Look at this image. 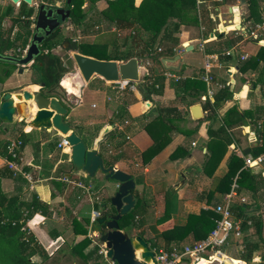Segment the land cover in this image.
I'll return each instance as SVG.
<instances>
[{"label":"crops","instance_id":"0c3cea01","mask_svg":"<svg viewBox=\"0 0 264 264\" xmlns=\"http://www.w3.org/2000/svg\"><path fill=\"white\" fill-rule=\"evenodd\" d=\"M141 1L136 0V4ZM153 1L167 7L174 4V0ZM252 1L255 7H251ZM82 4L80 2L78 6L80 9ZM151 4L154 3L151 1ZM197 9L200 21L182 23L175 34L178 42L161 44L157 52L159 59L139 58L140 72L143 68L151 81L158 80L162 85L160 93L152 92L145 98L137 86L141 79L137 84L131 81L117 84L93 75L86 82L79 74H74L78 79L76 85L73 83L76 91H68L66 96L69 105L67 120L88 148L98 149L105 165L106 161H113L112 166L134 178L136 202H143L141 211L135 215L138 216V225L134 218L133 225L122 228L133 234L139 233L153 248L169 249L201 240L206 231L203 223L192 225L190 216L204 210L214 211L216 204L223 201L228 192L217 190V187L228 170L230 156L235 154L245 162L259 141L256 129L264 127V26L257 29V37L249 35L247 28L257 23L263 25L264 0H246L244 3L240 0H197ZM252 12H258L262 21H254ZM201 15L207 28L201 22ZM124 38L122 41L118 37L83 40L80 41V52L107 54L115 43L123 49ZM226 50H231V55L223 54ZM209 57L210 74L213 75L210 85L202 79ZM162 58L176 59L172 62L176 68L168 69ZM33 63L24 66L23 71L17 65L4 81H0V102L6 91L14 94L22 89H38L31 81L37 77ZM244 63L245 67H242ZM65 65L70 66L66 60ZM3 68L0 65V72ZM176 79L191 80L189 85L181 84L178 90L180 95L184 94L181 99L177 98L174 88ZM195 81H200L199 87ZM60 85L64 87L61 81ZM209 88L213 91L211 97ZM223 90L230 94L214 110L209 109L208 104L213 103ZM57 91L60 92L59 88ZM196 103L203 110L199 119H195L191 111V106ZM234 105L244 116L243 120L237 113L229 114ZM226 120L231 122L230 126ZM222 126L230 136L228 143L216 137L210 139L208 134L209 129L215 136L224 134L219 130ZM0 137L2 142L17 137L24 141L21 166L32 179L29 181L22 175L15 176L4 170L0 175V197H18L28 202L37 197L40 202L39 209L27 222V229L43 246L44 254H34L32 262L103 264L104 260H97L95 254L87 262L83 255L97 246V239L89 235L91 215L93 211H100L97 205L102 198L114 194L116 181L106 179L100 170L94 177H89L84 171L75 169L70 160V148L59 146L64 136L54 127H34L30 120H22L16 114L12 121L0 119ZM162 137L168 138L165 146L145 162L143 152ZM210 146L214 148V156L212 163L206 166ZM176 149L179 154L173 157ZM247 149L249 153L245 152ZM245 165L253 173L264 176V159ZM5 167L6 156L0 154V170ZM182 173L186 175L185 181L179 185ZM63 176L83 181L91 187V196L81 187L63 181ZM236 190L234 215L239 216L236 207L245 201L250 205L245 208V214L252 219L253 214L257 215L262 227L257 231L254 223H243V235L232 238L218 251L241 264H264V206H256V200L264 204V189H260L263 197L258 199L252 197L248 188L238 186ZM84 228L87 233H83ZM85 237L90 243L77 253L80 249L76 246ZM222 248L229 252L233 248V253H238L239 257H232ZM216 253L207 251L198 258L186 257L179 264H198L207 254L219 264H233L217 257ZM246 257L251 259L246 260Z\"/></svg>","mask_w":264,"mask_h":264},{"label":"trees","instance_id":"16d2710c","mask_svg":"<svg viewBox=\"0 0 264 264\" xmlns=\"http://www.w3.org/2000/svg\"><path fill=\"white\" fill-rule=\"evenodd\" d=\"M81 2V0H79ZM98 0H88V7L91 9L94 3ZM108 8L103 10L104 15L114 23V29L106 32L98 33L96 37H119L120 32L129 29L128 35L124 38V48L121 49L117 43L113 45L109 53H99L93 52L87 55L94 56L100 59H118L126 61L131 57H138L143 59L148 58H158L157 52L164 42L177 43L178 37L175 35L180 28L182 23L186 22H199L200 15H198L197 0H174V4L171 7H167L161 3L155 2L153 0H142L139 4H136V0H107ZM151 1L154 4H151ZM52 3L53 0H35L34 3ZM28 5L26 2L22 1L20 3V10L18 13L14 14L13 7L8 6L3 13H0V52L6 55L19 56L22 55L24 50L30 44L31 34L30 26L35 20L32 18L34 15L36 4ZM251 7L253 6V1L250 2ZM253 10V8H252ZM100 12V15L103 14ZM114 14V15H113ZM254 15V21H262L261 15L258 12H252ZM113 15V16H112ZM85 18V12H75L72 11L71 19L74 20L76 24L82 23ZM248 18V17H247ZM205 20V19H204ZM203 20L201 15V22L204 23V27L207 28L206 21ZM255 22V23H256ZM101 20L97 19L93 24L87 25L88 27L96 26V32H100L99 25ZM19 25H24L27 29L25 36L21 34L20 29L17 27ZM221 33H219L220 36ZM61 35V36H60ZM206 37H209V33H205ZM223 36V35H222ZM257 40H260L258 37ZM68 42L66 49L69 51H81L80 42L77 40H71L68 37H62L61 31L54 34V37H46L39 45L40 52L35 58L34 65L37 69V77L32 79V83L36 84V88H41L43 91L50 89L54 91L53 95L58 96L63 100L64 104L69 107L66 102V96L57 91L59 88L60 81L67 91H76V87L73 84L72 79L67 76V72L70 71V67L65 65L63 58L55 51V49L60 45H65ZM100 41H96L99 43ZM5 61L9 63L8 66L3 68V72H0V81H4L6 76L16 68V63L11 60L1 59L0 62ZM245 67V63L242 65ZM42 82H45V86H40ZM200 83V81H195ZM158 80L151 81L149 73L142 76L141 81L137 84L138 89L143 93L146 98L150 97L152 92L160 93L161 84H158ZM189 85L191 80H180L176 79L173 83L176 90L177 98L181 99L183 95L179 94V88L181 84ZM158 84V88L156 87ZM199 87V84L197 85ZM227 90L220 91L213 103L208 104V108L214 110V108L220 105L222 99H224L230 93ZM237 113L239 118L243 120V115L238 111L237 107L234 105L230 109V113ZM228 126L231 125L230 121L226 120ZM221 133L220 136H215L212 130H208V134L211 138H219L224 142H230V136L228 135L226 128L224 126L219 128ZM187 133L186 131H184ZM258 135V143L254 146L251 151L253 157H257L260 153L264 152V127L256 129ZM168 139V138H167ZM165 137H162L150 147H148L143 152V160L147 162L150 160L157 152H159L166 144ZM24 142V141H23ZM8 141H3L0 144V154L3 156H10L7 149ZM209 148V145L207 146ZM179 154V149H176L172 153V156ZM214 156V148L210 146V153L206 160V166L211 164ZM113 161H106V166L113 164ZM8 171L12 173L7 167L0 170V175L3 171ZM236 181L240 188H248L252 193L254 199L261 198L260 189H264V176L259 173H253L252 169L245 165L244 159L235 154H232L228 162V170L219 180L217 190L222 192H229L232 188V184ZM260 192V194H259ZM211 193V192H210ZM213 193V192H212ZM211 193V194H212ZM258 194V195H257ZM258 197V198H257ZM109 201V197H104L101 203L97 205L102 214L106 211L101 206ZM264 201V200H263ZM256 206H264L261 202L256 200ZM142 201L138 200L135 207L128 213L122 216L120 219L121 227L134 224V218L137 213L141 211ZM246 204V205H245ZM40 202L37 197L32 198L30 202L22 201L18 197L4 196L0 197V214L5 213L10 219L16 220V224L12 222L0 221V264H35L32 262L31 257L38 253H43V246L35 240L34 235L28 232L25 220H22L23 209H30L28 218H30L33 213L40 207ZM248 203L245 201L241 202L238 207H236L237 214L239 216L246 215L245 208L249 207ZM33 208V209H32ZM253 223L256 225L257 231H260L262 227V222L257 215H252ZM219 215L212 210L201 211L200 214L191 215L192 225L198 222L203 223V227L206 230V237L208 233L216 226V220ZM89 223L87 219L86 224ZM191 224V223H190ZM83 233H87V229L84 228ZM201 238V239H202ZM198 241V240H196ZM90 243L89 238H84L77 244V253H80L83 248ZM99 247L95 246L87 254L83 255L84 260L87 262L90 257L95 254V258L98 260L101 256L97 253ZM252 251V250H251ZM246 260H250V257H246ZM94 264H100L96 262Z\"/></svg>","mask_w":264,"mask_h":264},{"label":"water","instance_id":"95a60500","mask_svg":"<svg viewBox=\"0 0 264 264\" xmlns=\"http://www.w3.org/2000/svg\"><path fill=\"white\" fill-rule=\"evenodd\" d=\"M11 1L16 4L24 1L31 6L35 0ZM245 1L240 0L241 3ZM45 6L42 3L36 15V30L41 29L44 34L39 35L36 32L22 55L11 56L0 52L1 59L16 62L17 65H20L21 71L24 66L35 62V58L40 52L39 45L46 38L44 36L60 25L58 18L52 17L53 9L47 11ZM56 13L61 14L63 20L70 15V10L59 8ZM72 56L82 79L86 82L93 75H99L105 80L117 84L121 81H131L137 84L141 79V63L138 57L118 62L116 59H100L78 51H73ZM175 60L162 58V62L168 69L176 68L172 64ZM45 85V82H42L40 86L44 87ZM53 94V90L43 91L41 88L22 89L14 94L6 91L1 95L0 119L12 121L14 115L17 114L22 117V120H30L34 127L56 128L68 140L71 152L70 160L75 169L84 171L89 177H94L100 170L106 179L116 181L114 194L109 197L108 202L102 205L106 213L100 212L96 217L94 230L99 235L100 241L105 242L107 256L116 264H156L155 251L152 250L150 243L139 233L133 234L122 228L119 222L122 216L130 212L136 205L133 192L136 187L134 178L126 171L112 165L106 166L99 150L88 148L82 137L67 120L68 107L58 96ZM191 111L195 119L203 116L202 106L199 103L193 104ZM245 152L249 153V149ZM181 176L179 185L184 183L186 175L182 173ZM216 255L220 258L223 257L220 251H217Z\"/></svg>","mask_w":264,"mask_h":264},{"label":"built area","instance_id":"2783aa9c","mask_svg":"<svg viewBox=\"0 0 264 264\" xmlns=\"http://www.w3.org/2000/svg\"><path fill=\"white\" fill-rule=\"evenodd\" d=\"M264 26L261 24H252V26L248 28L249 35L258 36L257 29L262 28ZM257 33V34H256ZM231 50H226L223 52L225 55H231ZM210 57L209 60H206L205 69L206 72L202 76V79L210 85L213 81V75L210 74ZM149 62H146L148 65ZM208 94L211 97L213 95V91L209 88ZM7 149L9 151L10 156H6V166L11 170L13 175H22L27 178L29 181H32L31 177L23 170L21 166V148L23 146V141L20 138H8L7 139ZM2 139L0 137V144ZM193 144H196L193 142ZM59 146L61 148H70L68 140L66 136H64L59 142ZM264 159V155H259L257 157L247 156L245 159V164L251 165L252 163L262 161ZM63 181L71 183L73 185L81 187L87 195L91 196V187L86 185L83 181H77L71 179L68 176L61 177ZM238 187L236 181L234 180L232 184L231 190L227 193L221 203L216 204L214 207V211L219 215L216 220V226L208 233V235L201 240L195 241L190 244H184L182 246H172L169 249L164 247H152V250L155 251V259L156 264H179L186 257L198 258L203 255L207 251H215L217 252L219 248L225 246L229 243L232 238L241 237L242 234V226L243 223L247 225H252L253 221L251 218L247 217V215L235 216L233 213V198L237 194L236 188ZM30 211L22 210L23 217L21 219L25 220L26 227L27 222L30 218H28ZM100 214V211H93L89 223V235L91 238L95 236L97 246L99 247L98 253L103 256L104 260L107 261V264H116L110 257L107 256V247L105 242L100 241L97 236L96 231L94 230V224L96 221V217ZM0 221L4 222H12V224H16V220L10 219L5 213L0 214ZM135 224L138 225V216L135 217ZM93 232V233H91ZM94 234V236L92 235ZM94 239V238H93Z\"/></svg>","mask_w":264,"mask_h":264},{"label":"rangeland","instance_id":"374dc122","mask_svg":"<svg viewBox=\"0 0 264 264\" xmlns=\"http://www.w3.org/2000/svg\"><path fill=\"white\" fill-rule=\"evenodd\" d=\"M63 1L64 0L56 1V4L61 5V4H63ZM75 1L76 2H74L75 5L73 7V10L75 12H79V11L85 12V18L82 21V23H80V24H76L73 19L66 20L61 27L62 37H68L71 40H77L80 42V41L87 40V39L92 40L96 37V35L98 33H102V32L104 33L106 31L114 29V23L104 15V12H102L103 9H105V8L107 9L109 6L107 0L96 1L91 9L88 7V0H81V3H83L81 9L78 7L80 4V1L79 0H75ZM34 4H36V3H34ZM7 6L13 7L14 14H16L20 9V3L16 4V3H13L11 0H0V13H3V11L5 10V8ZM100 12H102L103 14L100 15ZM97 19L101 20V24L99 25L100 32H96V29L98 30V27H96V26H92V27L87 26L89 24H93L94 21ZM18 29H20L21 31H25L24 25H19ZM129 32H130L129 29L121 31L120 35L118 37L119 41H122L123 38L125 37V35H128ZM112 47H113V44H112ZM112 47L110 48V50L112 49ZM56 52L63 58L64 61L66 60L67 63L70 65L69 66L70 71H68L66 74H67V76L72 78V80H74L73 83L76 85V82H78V79L76 77H74V74H79V77H81V79H82V76L80 75L79 70L76 66V63H75L74 58L72 56V52L66 49V45H60L57 48ZM8 64L9 63H6L5 61L0 62V65L2 66V68L5 66H8ZM141 73H142V76L145 75V70L143 68H142ZM59 91H60V93L64 94L65 96H67L69 93L67 91V89H65L62 86L59 87ZM97 236L99 237L98 234H97ZM93 238L96 239L95 236ZM222 249L225 250L226 253L231 254V256L234 258L239 257L238 253H233V248L230 252L228 249H224V248H222ZM100 256H101L100 258L104 260L103 256L102 255H100ZM207 256H208V254L198 264H219V261L212 260L209 258L210 256H208V257ZM222 258H225L224 259L225 261L233 263V264H241L242 263L238 260H233L230 256H223ZM36 261H37V263L40 262L38 260H36ZM103 264H107V261L104 260Z\"/></svg>","mask_w":264,"mask_h":264},{"label":"flooded vegetation","instance_id":"af4514ba","mask_svg":"<svg viewBox=\"0 0 264 264\" xmlns=\"http://www.w3.org/2000/svg\"><path fill=\"white\" fill-rule=\"evenodd\" d=\"M56 1H60V0H53V2L52 3H47L46 4V6H45V8H46V10L48 11L49 9H53V15H52V17H57L58 18V20L60 21V25H58L56 28H54L48 35H46V36H44V37H54V34L55 33H57V32H60L61 31V27H62V25H63V23L66 21V20H68V19H71V15H72V11H74L73 10V7H74V5H75V3L74 2H76L75 0H64L63 1V4H61V5H57L56 4ZM42 3H36V9H35V11H34V15L32 16V18L35 20V22H32V24H31V26H30V29H31V34L28 36V37H34V35H35V33L36 32H38V34L39 35H43L44 34V31L43 30H36V15H37V11H38V8L40 7V5H41ZM8 7V6H7ZM6 7V8H7ZM6 8H5V10H6ZM59 8H62V9H64V10H67V9H69L70 10V15L69 16H66L65 17V19H61V14H58V13H56V10L57 9H59ZM4 10V11H5ZM20 10V9H19ZM3 11V12H4ZM19 12V11H18ZM17 12V13H18ZM25 27V26H24ZM18 28V27H17ZM27 31V29H26V27H25V31H21L20 30V32H21V34H23V37L25 36L24 34H25V32ZM65 45L67 46L68 45V42H66L65 43ZM16 63V62H15ZM16 65H17V63H16Z\"/></svg>","mask_w":264,"mask_h":264},{"label":"bare ground","instance_id":"6f19581e","mask_svg":"<svg viewBox=\"0 0 264 264\" xmlns=\"http://www.w3.org/2000/svg\"><path fill=\"white\" fill-rule=\"evenodd\" d=\"M231 27H235V25L234 26H229V28H231Z\"/></svg>","mask_w":264,"mask_h":264}]
</instances>
